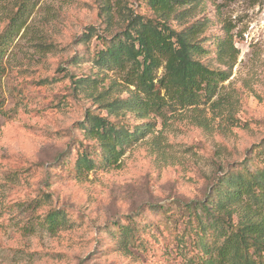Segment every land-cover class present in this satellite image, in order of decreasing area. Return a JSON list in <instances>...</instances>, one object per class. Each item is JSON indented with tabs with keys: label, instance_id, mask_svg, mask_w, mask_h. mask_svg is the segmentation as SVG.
<instances>
[{
	"label": "rangeland",
	"instance_id": "1",
	"mask_svg": "<svg viewBox=\"0 0 264 264\" xmlns=\"http://www.w3.org/2000/svg\"><path fill=\"white\" fill-rule=\"evenodd\" d=\"M107 1L109 27L99 0H0V35L19 21L0 70V264H186L189 247L177 245L158 206L200 200L212 177L264 137V0H183L167 17L172 28L198 21L214 45L231 27L239 53L229 78L209 101L166 112L162 121L122 110L129 130L151 124L116 164L105 166L98 151L91 170L74 178L59 171L60 159L90 151L76 141L84 111L130 94L117 69L94 62L102 48L95 32L119 34L130 12L156 16L145 0ZM88 25L95 32L86 36ZM204 57L226 69L214 51ZM37 164L54 165L49 180ZM40 191L51 195L40 212L62 207L68 227L39 226ZM127 216L138 237L125 249L112 225H126Z\"/></svg>",
	"mask_w": 264,
	"mask_h": 264
},
{
	"label": "trees",
	"instance_id": "2",
	"mask_svg": "<svg viewBox=\"0 0 264 264\" xmlns=\"http://www.w3.org/2000/svg\"><path fill=\"white\" fill-rule=\"evenodd\" d=\"M99 1L98 15L109 27L112 8L107 0ZM145 1L156 16L147 18L130 12L125 28L110 38L99 35L88 25L86 36L95 32L102 45L95 53L94 62L101 68L117 69L130 94L126 98L114 97L84 111L77 125L82 136L76 141L82 145L85 141L91 152L77 153L74 161L67 156L60 159L59 171H64L66 176L74 178L82 171L91 170L96 163L93 156L98 151V160L105 166L116 164L125 148L145 130H150L149 122L129 130L125 125L126 115L120 114L122 110L140 119L153 115L162 121L166 112L209 101L230 76L239 53L230 26H225L223 36L209 45V39L200 36L203 25L198 21L181 30L168 24L169 14L185 1ZM18 22L11 21L9 24L14 27L0 35V70L10 40L19 30ZM212 51L215 61L226 69L205 61L204 56ZM160 68L162 73L158 76ZM99 107L106 113L97 112ZM36 166L49 180L54 165ZM50 196L40 191L33 203L39 210H33L39 226L54 233L68 227L70 221L66 210L57 205L51 204L40 212L46 206L45 198L48 200ZM156 214L164 220V227L171 232L177 245L189 247L186 264H264V137L248 148L242 161L230 164L221 175L212 177L203 198L175 207L160 205ZM125 220L126 225L113 223L112 231L119 238H126L122 239L126 249L135 245L133 240L138 235L134 236L131 218L127 216Z\"/></svg>",
	"mask_w": 264,
	"mask_h": 264
}]
</instances>
